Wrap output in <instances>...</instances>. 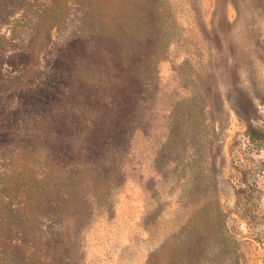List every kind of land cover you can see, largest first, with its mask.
<instances>
[{
    "label": "rangeland",
    "instance_id": "374dc122",
    "mask_svg": "<svg viewBox=\"0 0 264 264\" xmlns=\"http://www.w3.org/2000/svg\"><path fill=\"white\" fill-rule=\"evenodd\" d=\"M83 1L0 0L1 217L42 212L27 232L54 263L264 264V0H162L141 117L97 154Z\"/></svg>",
    "mask_w": 264,
    "mask_h": 264
},
{
    "label": "trees",
    "instance_id": "16d2710c",
    "mask_svg": "<svg viewBox=\"0 0 264 264\" xmlns=\"http://www.w3.org/2000/svg\"><path fill=\"white\" fill-rule=\"evenodd\" d=\"M81 9L79 35L83 42L77 55L79 63L84 64L79 77L84 84L96 85L95 114L97 120L108 128L106 134L93 133L95 139L89 141L88 151L97 154L110 141L125 140L128 127L141 117L142 98L139 92L128 90L137 89L141 94L146 87L145 83L142 85L144 78L155 74V64L167 43L164 27L168 16L162 0H126V3L121 0H84ZM68 52L72 55L75 51L70 47ZM72 63L70 59L69 64ZM60 84L68 85L64 81ZM36 98L29 99L26 104L34 114L45 108L36 106L40 103L39 97ZM78 113L85 117V110ZM68 184L73 188L75 181L69 180ZM61 205L60 202L55 204L51 214H58ZM28 210L21 213L6 208L5 217L0 215V264H61L60 250L51 253L58 262L49 261L51 242L44 238H30L28 232L37 225L35 220L43 213L30 216ZM42 217V221L49 218L46 214ZM57 246H64V239L57 241Z\"/></svg>",
    "mask_w": 264,
    "mask_h": 264
}]
</instances>
